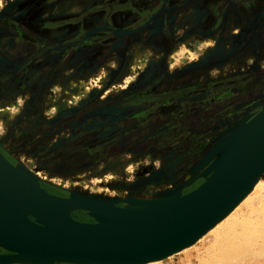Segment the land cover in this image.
<instances>
[{"label":"rangeland","instance_id":"rangeland-1","mask_svg":"<svg viewBox=\"0 0 264 264\" xmlns=\"http://www.w3.org/2000/svg\"><path fill=\"white\" fill-rule=\"evenodd\" d=\"M39 1L3 0V7H0V33L8 32L14 36L22 56L25 55L14 62L0 51V107L16 103L11 116H4L0 120V148L13 161V165L17 159H22L34 171L41 173L43 178L38 179L40 186L51 193L67 195L73 191L95 198L121 199L117 193L122 188L136 190L143 184L162 180L180 190L184 181L205 167L193 171L215 138L233 126L245 112L264 102V97L251 103L250 99L243 102L247 90L264 82V79L259 80L261 76L253 74L243 83L241 78L233 80L247 70H252L250 73L257 70L264 76V8L248 19L242 14L240 23L231 24L229 20L227 28L240 30L235 35L220 27L204 40L195 33L182 34L178 40H185L172 46L162 71L155 66H152L153 70L150 69L146 60L156 56H161L159 60H163L165 51L161 50L160 55V50L154 51L145 44V40H140L142 43L136 40L128 42L127 64L116 56L101 64L97 62L91 65V57H103L105 52H115L120 47L112 44L106 51L98 49L110 43L113 36L119 35L114 30L104 29L77 38H59L76 27L71 18L60 19L58 22H70L58 26L60 28L36 30L37 37H41L40 34L55 36L58 44L63 43L65 51L71 43L83 45H80L81 49L71 52L65 61H61L64 50L59 51V48L43 55L41 49L45 47L44 43H36L26 36L25 27L31 28V21L39 27L46 23L55 26L58 22L54 20L61 18L58 15L71 16L88 0H48L42 5ZM122 15L118 12L113 15V22L120 20ZM242 23L249 24L245 29H240ZM257 27L261 32L257 37L260 49L254 52L243 50L244 41L252 36L253 28L257 33ZM1 40L3 38H0V48ZM99 40L101 42L98 43ZM36 44L38 47L33 50ZM88 44L94 46L92 51H97L82 49ZM140 44L146 48L142 49ZM174 51L176 56L171 62ZM135 52L141 54L145 62L136 69L137 73L132 74L130 64L137 55ZM158 71H162L160 76ZM72 81L79 85L76 90H68V95H62L55 103L49 101L54 88L62 91ZM237 84L241 86L239 89H236ZM80 85L87 86V90L81 89ZM69 94L78 95L79 98L69 101ZM135 94H143L139 98L149 99V103L132 109L110 105L114 100ZM47 104L52 105L49 110ZM224 104L229 107L223 109ZM240 105L245 106L241 112H235L234 122L215 127L217 121L226 118L231 110L239 109ZM165 116L170 118L161 119ZM154 119L158 120V128L139 141L138 145L111 152L110 145L120 135ZM126 120L133 123L126 125ZM200 120L202 124H199ZM117 125L122 126L116 128ZM211 126L204 135L207 127ZM135 146H140V150L136 151ZM201 181L200 177L195 179L183 187L182 192L192 189ZM106 189L109 191L107 195L103 192ZM72 214L78 220H86L82 211H73ZM205 238L191 249L159 264H199L205 249L212 244L211 236ZM224 264H264V252L254 245L241 258Z\"/></svg>","mask_w":264,"mask_h":264},{"label":"water","instance_id":"water-1","mask_svg":"<svg viewBox=\"0 0 264 264\" xmlns=\"http://www.w3.org/2000/svg\"><path fill=\"white\" fill-rule=\"evenodd\" d=\"M204 165L184 182L172 203L155 212H141L117 205L122 199L51 193L38 179L31 189L0 152V247L11 251L0 253V264L23 258L133 263L194 240L231 209L263 172V104H256L219 134L193 171ZM199 177L200 183L182 192ZM73 211H82L86 220H78Z\"/></svg>","mask_w":264,"mask_h":264},{"label":"flooded vegetation","instance_id":"flooded-vegetation-1","mask_svg":"<svg viewBox=\"0 0 264 264\" xmlns=\"http://www.w3.org/2000/svg\"><path fill=\"white\" fill-rule=\"evenodd\" d=\"M47 1L48 0H40L39 2L42 5L45 4ZM263 2L264 0H88L86 3H83L78 10L72 12L71 16H64L65 14H62V16L58 15V17L61 18H56L54 22H58L60 19L71 18V22L76 24V27L74 29L70 31L67 30L69 32L65 33L68 35L67 38H65L67 35H65L64 37H59L62 39H69L71 37L77 38L80 35H85L86 33L89 34V32L95 31L97 27L102 28L101 30H114L117 34L121 35L117 37L113 36V38H111L110 40V43L106 44L101 48L99 47L98 49H100L101 51H106L107 48H109V46L111 47L112 44L115 47H120H118L115 52H105L103 57H99L102 58V60L97 58V56L91 57V61H89L91 65H96L98 63L101 64L102 62H106L107 59L116 56L117 58L119 56L121 62L127 64V62L125 61L127 60V57L129 55L128 42L133 40H145V44H147V46H150L154 51L160 50V55L161 50L165 51L163 60H159L161 56H156V58H149L146 60V62L149 64V67L151 66L150 69L153 70L152 66H155L156 68L158 67L157 69L163 71V67L165 65L164 62L166 61L167 55L172 50V46H175L176 43L185 40H178L182 34L188 35L190 33H195L196 35L198 34L199 36H201L199 37L201 38V40H204L207 39L209 36H212L215 30L220 27L221 29H224L225 32H231V34L235 35L236 33L240 32V30L231 31L229 27L227 28L226 25L228 24L229 20L231 21V24L240 23L243 15L244 17H246V19L250 18L253 15L255 16L257 14V10H262V8H264L262 7L264 6ZM244 11L246 13H241ZM117 12L122 13L123 15L119 18L120 20H118L117 22H113V15L117 14ZM35 24V22L31 21L30 26L32 27H25L26 29H24V31L26 33V36H29V38L35 40L36 43L38 41H41L39 43H44L43 46L45 47L42 46L43 48H40L42 50L41 52L43 53V55L51 53L53 51L52 49L56 48H59V51L64 50L63 43L58 44L57 38L55 36H45L40 34L41 37H37L38 32L36 30L50 28L54 29V27H56L55 29H57L60 28L58 26L70 24V22L65 23L61 20L60 22L56 23L55 26L49 25L50 23H46L44 26L41 27ZM39 24L43 23L39 22ZM54 24L55 23H53V25ZM247 25H244L242 23L240 25V29L244 28ZM256 29L257 33L253 28L251 33L252 36L246 41H244L242 46L243 50L247 51L248 49V51L254 52L260 49L259 38H257L259 34H261V32L259 31L260 27H257ZM130 30H132L133 32L128 33ZM93 35H95V33ZM0 38H3V41L1 40L2 46L0 48V51L4 56H6V58L15 62L25 56H22L21 49L17 47L18 42L16 41V38L14 36L6 32L3 34L0 33ZM99 42H101V40H99L98 43ZM28 43L34 44L32 41H28ZM139 43H142V41H140ZM38 44L33 47V50H36ZM71 44L72 45L69 44V48H67L66 51L64 50V52L61 54V61L67 60L68 57L71 55V52L73 53L81 49L79 48L81 44L78 46L74 45L75 43ZM93 47L94 46L92 44H88L84 45L82 49H90L92 51ZM139 47H141L142 49L146 48L145 45L141 44ZM96 51L97 50H94L92 52ZM76 56L77 58L79 57L78 52ZM253 67L252 69H255ZM162 71H158V76H160ZM251 71L252 70H247L243 75L238 76L239 78L233 80L241 78L243 83V80L253 74H255V76H261L259 80L264 79V76H262V72L254 70L256 73H250ZM237 86L238 87L236 89H239L241 87L238 84ZM204 88L207 89L206 86ZM219 90H221V88H219ZM245 93L244 95L246 96L243 97V102L245 101V99H250L251 103L257 100L258 98L264 97V82L259 84L257 87L252 88L251 90H247ZM141 95L143 94H135L132 96H127L125 98H120L110 102V105H113V107L115 106V108L132 109L142 104L149 103V99L143 100L142 98H139L141 97ZM248 104L249 102L246 104V106ZM243 106L245 105H242L241 107H239V109L236 108L231 110L226 115V118L223 117L222 120L216 122L215 127L217 128L220 125L227 124V122H234L236 117L235 112L238 110H240L241 112ZM228 107L229 106H226L224 104V107L222 108L225 109ZM164 118H170V116H165L163 118L161 117V119ZM129 120H126L128 121V123H125L126 125L133 123V121L130 122ZM154 120H149V122L147 123L139 124L131 130H127V132L120 135L118 139L115 140L112 145H110L111 152L128 146L138 145L139 141L143 140L144 137L151 134L158 128V120ZM210 122L212 121L210 120ZM199 124H202V120H200ZM122 125H117L116 128ZM212 127L213 126L207 127V130L205 131L204 135L207 133L208 129ZM135 147L136 151L140 150L141 148L140 146ZM0 152L10 163L13 162L1 148Z\"/></svg>","mask_w":264,"mask_h":264},{"label":"bare ground","instance_id":"bare-ground-1","mask_svg":"<svg viewBox=\"0 0 264 264\" xmlns=\"http://www.w3.org/2000/svg\"><path fill=\"white\" fill-rule=\"evenodd\" d=\"M134 54L136 55L137 52H135ZM175 56H176V51H174L171 56V60H170L171 62L174 61ZM134 57L135 58H133L130 64V70L132 74L136 72L137 68H141L145 62L143 61L141 54H137ZM78 87L79 85L73 82L68 86L67 89L64 88L62 89V91H59L57 88H54L52 90L53 93L50 94V97L48 99L50 102L52 101L51 103H55L60 100L62 95L67 96L68 90H76ZM86 87L87 86L85 85H80V88L83 90H87ZM78 98H79L78 95L69 94L68 100L73 101V100H77ZM260 104L264 105V102ZM15 105L16 103L14 104L11 103L10 105L4 106L2 108L0 107V120L4 116H11ZM51 106H52L51 104H47V110H49ZM13 167L17 171L21 179L25 183H27V185H29L31 189L35 188V184L37 182V179H39V177L43 178L41 176V173L34 171L32 167H30L22 159L20 160L17 159V163L13 165ZM103 192L105 193V195L109 194V191L107 189L104 190ZM117 195L123 200L119 206L127 210H136L141 212H155L159 209V207L161 208L163 206L172 203L179 196V190H177L175 188V185H173L172 183L166 180H162L158 182L143 184L140 187H137L136 190H132L129 188H122L120 192L117 193ZM93 225L105 229L111 228V225L107 223H94ZM207 235L211 236L212 244H210L209 247L205 249V255L203 257V260L200 261L199 264H224L228 261L236 260L247 254L254 245H258L260 251L262 250L264 252V170L253 182L251 187L235 203V205L231 209H229L213 225H211L207 230H205L198 237H196L194 240L178 247L177 249L165 255L158 256L156 258H152L146 261L122 263V264H159L160 262H164L171 256H174L185 250L191 249L193 245L197 244L199 241L202 240V238H205ZM0 250H1L0 253H7V254L11 253L10 250L5 249L3 247H0ZM4 264H109V263H99V262L65 263V262L52 261V260H37V259L23 258L15 261H9Z\"/></svg>","mask_w":264,"mask_h":264},{"label":"snow or ice","instance_id":"snow-or-ice-1","mask_svg":"<svg viewBox=\"0 0 264 264\" xmlns=\"http://www.w3.org/2000/svg\"><path fill=\"white\" fill-rule=\"evenodd\" d=\"M0 7H3V0H0Z\"/></svg>","mask_w":264,"mask_h":264}]
</instances>
